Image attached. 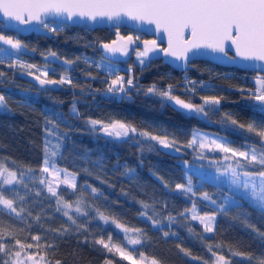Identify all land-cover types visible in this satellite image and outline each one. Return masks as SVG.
Masks as SVG:
<instances>
[{"label":"trees","instance_id":"obj_1","mask_svg":"<svg viewBox=\"0 0 264 264\" xmlns=\"http://www.w3.org/2000/svg\"><path fill=\"white\" fill-rule=\"evenodd\" d=\"M121 27V31L126 33L124 26ZM17 35L29 47L36 49L24 56L27 60L42 63L40 51H52L59 58L75 63L64 65L58 62L64 71L72 72V84L48 87L47 91L20 75L21 71L28 69L0 65V72L5 74L0 77V92L5 94L8 104L7 110H0V160L6 159L14 170L32 169L35 173L32 180L26 181L28 189L18 186L19 194L25 196V202L18 201V206L26 210V216L27 212L32 213V216L27 217L32 225L31 229L27 222L17 220L14 214L9 215L8 210L2 206L0 223L17 230L21 239L29 234H38L42 237V244H54L55 249L47 253L50 262L60 260L63 264H105V260H111L112 264H128L117 254L108 253L101 245L94 243L95 239L101 237L107 240L111 234L113 243L125 244L126 241L122 239L124 233L117 231L113 225L104 226L90 216L78 220L79 223L87 225L86 234L62 237L55 231L71 227V222L61 212H56L55 198L39 184L47 135L50 144L49 160L78 176L76 192L60 186V195L70 201L82 196L88 204L115 217L125 226L142 229L146 233L144 243L129 248L135 255L143 253L148 261L155 258L161 264H204L213 258L208 251V245H212L213 251L224 255L231 264H255V258L264 255V242L253 231L254 226L264 232V217L247 204L234 209L228 215H217L214 231L211 233L204 232L203 225L191 220L188 215L180 216V213L192 209L193 204L197 212L211 213L213 206L203 201L199 193L207 191L220 203L230 194L226 183L204 180L203 187L197 185L196 196L178 194L175 190L177 183L185 182L186 167L180 160L191 159V152L185 145L196 128L224 135L233 146L256 147L260 150L259 138L253 135L251 139L256 143H247L242 135L225 129L220 123L223 113H232L242 122L251 117L264 119V116L252 110L251 102L237 90L249 87V76L253 71L222 66L208 60H194V65H189L184 71L171 67L161 59L151 60L150 66L142 67L134 57L135 51L131 50L126 59L119 62L118 70L127 77V70L131 67V75L139 84L140 91L133 90L130 100H121L119 95L105 93L106 84L103 81L108 74L96 66L89 67L81 57V53L85 52L95 59L103 58L99 46L113 37L109 28L68 26L58 36L34 32ZM142 35L146 36L143 33ZM186 77L197 82L201 79L210 81L205 84H211V89L201 90L197 84V94L192 99L200 103L201 95L223 96L219 114L210 113L207 118H190L170 102L145 94L146 89L152 85H156L158 89H166L171 84L174 86V94L187 99ZM55 78L57 79L56 76ZM26 88L33 91L23 92ZM73 105L77 110L75 115L71 112ZM93 119L104 124L120 120L154 135L167 134L170 138L174 136L182 154L171 155L164 152L155 141L144 140L138 146L130 138L121 141L108 137L99 130L100 125L93 129L89 123ZM46 127L54 131L48 133L45 131ZM53 152L55 155H52ZM129 170H134L131 178L127 174ZM83 182L99 189V197L95 198L88 189L83 188ZM37 191L41 193L39 196L36 195ZM5 195L13 198L16 193L6 191ZM143 204L149 205L146 209L148 215L160 220L164 226L162 231L152 228L150 221L141 216V212L145 211ZM154 210L158 212V216L154 215ZM37 215H40V221H36ZM169 215L175 218L170 228L166 226L170 223L167 219ZM189 228L192 229L191 232ZM19 229L24 231L19 232ZM163 231H175L179 239L165 240ZM177 244L188 249L191 256L180 252ZM234 252L251 255L254 259L249 262L246 256H234ZM192 257L197 259L193 260Z\"/></svg>","mask_w":264,"mask_h":264},{"label":"snow or ice","instance_id":"obj_2","mask_svg":"<svg viewBox=\"0 0 264 264\" xmlns=\"http://www.w3.org/2000/svg\"><path fill=\"white\" fill-rule=\"evenodd\" d=\"M0 65L6 64L9 68L19 67L20 69H34L36 65L27 63L23 57L30 51L35 52V48L29 49L28 44L18 38V35L6 32L4 28L14 29L15 32L21 30L45 31L58 36L69 25L87 22L95 25L97 23L107 22L116 28V39L110 43H101L100 47L103 52L121 56H128L130 50L135 51L137 62L142 67H148L151 63V55L162 54L165 58H172L181 63L185 69L189 65H194V58L214 55L223 58L225 61L239 63L240 61L264 62V0H0ZM125 21H130L136 25L153 26L151 29L157 36L164 33L167 37V47L158 44L157 39H141L139 35L133 36L121 35L120 27ZM143 45L141 50L139 44ZM230 51L233 53L230 55ZM48 56L58 59L55 52H50ZM48 59V57H45ZM79 59V58H78ZM103 60H108L105 56ZM84 62L92 67L93 61L87 57ZM65 65H72L75 61L65 59ZM97 68H102L110 77L105 80V93L113 96L119 95L121 100L131 99L132 92L140 91L139 84L135 81L130 67L127 71L129 75L125 77L119 74V70L115 68L112 61H108L107 65L103 63L95 64ZM247 67V65H245ZM260 70L264 71V65H259ZM37 71H41L37 69ZM49 71L45 69L41 71V75L34 76L39 81V85L46 91L48 86H58L64 84H72V80L68 76H61L59 79H50ZM0 72V77L4 76ZM28 75H34L31 71ZM90 75V73H89ZM43 77V78H41ZM185 91L188 98H181L180 95L173 93V85L169 84L166 89H158L156 85H152L146 89V95L158 96L162 101L170 102L175 108H178L182 114L188 117H204L207 118L210 113L219 114L220 105L223 96L219 95H201L200 103L194 102L193 96L197 94V84L201 90L211 89V84H205L203 81L188 80L187 77ZM231 87V86H230ZM248 101L251 102L252 110L261 116H264V76L255 78V86L252 89H237ZM8 104L6 96L0 92V110H7ZM71 112L76 114L77 110L73 105ZM57 116L56 113H52ZM62 118V116L60 117ZM89 123L95 130L100 125V131L106 136L113 137L116 140L126 141L133 139L139 146L147 141H156L165 149H175L180 152L181 148L177 147L176 138L165 135H154L147 130H138L136 126L120 120H113L104 124L98 120H90ZM220 123L225 129L242 135L247 143H256L251 137L254 135L259 138L258 143L260 150L256 147H249L247 150L241 151L230 147L231 141L226 136H210L208 134L194 133L192 139L187 142L185 147L193 148L194 146L200 150L199 158L204 159L209 153H222L219 160L212 159L210 163L216 164L217 169L215 179L225 177L228 181L230 195L220 203L207 192H200L203 201L209 202L213 206L211 213L199 215L193 204L191 209V220L199 221L203 225L206 233L214 231V225L217 221V215H228L234 209L243 207L247 204L253 211L259 212L264 217V119L257 120L255 117L249 118L248 121L242 122L232 113H223ZM50 133L54 129L45 128ZM67 139V135L64 134ZM50 144L48 136H45V158L40 172L47 174L39 180V184L46 187L47 193L51 197H55L56 212H62L71 227H65L55 230L62 237L70 234H86L88 227L79 223V218L92 217L98 221H102L104 226L114 225L116 229H120L124 236L122 239L125 244H117L112 242V235L109 234L107 241L102 237L95 239L94 243L101 245L108 253L117 254L120 259L127 261L128 264H145L147 257L143 253L139 254V258L133 255V250L128 246H138L144 243L146 233L140 228H128L120 223L115 217L106 215L98 207H94L86 202L81 196L72 202L65 200L58 189L61 185L72 189L73 193L77 190L76 174L68 172L66 169H57L48 158V149ZM55 155V152L52 153ZM187 164V161H185ZM129 178L134 175L133 170L127 173ZM35 173L32 169L13 170L4 165H0V206L8 210L9 215L21 221L27 222L29 229L32 225L27 221L28 216H32L31 212L25 215V209L18 206L19 203L25 202V196L20 195L18 186L28 189L26 181L32 180ZM50 177V178H49ZM186 183H177L175 190L178 194L191 196L198 195L197 186L194 185L190 176L186 177ZM90 187V186H89ZM167 188V185H164ZM199 187H203V181ZM15 192L13 198H8L5 192ZM91 193L95 198L99 197L98 190L91 187ZM40 191L36 192L39 196ZM241 202H244L243 204ZM149 205L143 204L145 211L141 212L142 217H146L150 221V226L157 231H162L163 227L160 220L148 215L146 209ZM187 211L180 213V216L186 217ZM73 213L75 215H73ZM36 221H40V215L35 217ZM170 222L167 227H171L174 217H167ZM192 231L191 228L188 229ZM24 229H19L23 232ZM107 231V227L105 228ZM253 231L264 242V232L259 229ZM132 233V237L128 234ZM165 240L168 238L179 239L175 231H163ZM41 235H27L23 239L20 238L18 231L12 227H5L0 223V264H51L47 258V253L55 249V245L51 243H41ZM85 243H87V235H85ZM176 247L185 256H191V252L177 244ZM208 251L215 257V264H231L224 255H218L213 251V246L208 245ZM218 247V246H217ZM234 256H246L251 262L254 257L251 255L234 252ZM193 260L197 259L192 257ZM54 264H63L62 261L56 260ZM105 264H112L111 260H105ZM150 264H161L155 258L151 259ZM204 264H208L205 261ZM255 264H264V255L255 258Z\"/></svg>","mask_w":264,"mask_h":264},{"label":"rangeland","instance_id":"obj_3","mask_svg":"<svg viewBox=\"0 0 264 264\" xmlns=\"http://www.w3.org/2000/svg\"><path fill=\"white\" fill-rule=\"evenodd\" d=\"M0 27H2V26H0ZM6 32H10L9 30H7V29H4ZM10 33H12V34H15V35H17V33H13V32H10ZM18 38H19V36H18ZM20 39V38H19ZM32 47H29V49H31ZM50 52H52V51H48V52H46V51H40V55H41V57L43 58V61H42V63L43 64H45V65H48V66H52V67H56V68H60V69H62V70H64V68H62L61 66H60V64L58 63V62H61V64L63 63V59H61V58H59L58 56V59H55L54 60V58H52V57H50V56H48V54L50 53ZM45 57H48V59H45ZM90 57H92V56H90ZM90 57H88V59L90 60ZM134 57H135V59H137V57H136V55H135V53H134ZM1 58H3V57H1ZM23 58H25V57H23ZM95 59V58H94ZM96 61H98V63H103L104 65H107L108 64V61H112V60H103L102 58H97L96 57V59H95ZM57 61V62H56ZM113 62V64H114V66H115V68L116 69H118V67H119V63L118 62H115V61H112ZM64 64V63H63ZM65 65V64H64ZM98 69H102V68H98ZM103 70V69H102ZM104 71V70H103ZM105 72V71H104ZM106 73V72H105ZM33 90H31L30 88H26V89H23V92H25V93H31ZM194 133H201V134H208V135H210V136H224V135H221V134H218V133H215V132H212V131H209V130H203V129H194L192 132H191V138L189 139V140H191L192 139V135L194 134ZM227 139H228V137H227ZM156 142V141H155ZM157 143V142H156ZM158 144V143H157ZM159 145V144H158ZM230 147H233V148H236V149H238V150H241V151H244V150H247V148H243V147H240V146H233V145H229ZM187 148V147H186ZM187 149H189L190 150V152H191V159H181L180 161L185 165V167H186V171L184 172V175H185V178L186 177H188V176H190L191 178H192V180H193V183H194V185H200V182L201 181H204V180H212V181H215V182H217V183H220V182H222V183H226V185H227V187H228V181H227V179L225 178V177H220L218 180L217 179H215V173H216V169H217V165L216 164H212V163H210V161L212 160V159H216V160H219L220 159V157H222V153H209V154H207L206 155V157L204 158V159H200L199 158V153L201 152V151H203V150H200V149H198V148H196L195 146L193 147V148H187ZM44 161V160H43ZM185 161H187V164H185ZM50 162L52 163V164H54L55 165V167L57 168V169H66L68 172H70V173H73V174H76L75 172H73V171H70V170H68L67 168H65V167H63V166H61V165H58V164H56L55 162H52L51 160H50ZM0 165H4V166H6V167H8V168H10V166L8 165V163H7V161H6V159H1L0 160ZM43 166V163H42V165H41V167ZM10 169H12V168H10ZM14 170V169H13ZM24 171H27V170H24ZM134 171V170H133ZM129 172V171H128ZM47 174H43V173H41V177H40V179L41 178H43V177H45ZM76 176H77V174H76ZM50 178V177H49ZM76 183L78 184V176H77V180H76ZM184 183H186V179H185V182ZM61 186H65V185H61ZM81 186L83 187V188H86V189H88L90 192H91V187H93L92 185H90L89 183H87V182H83V183H81ZM90 186V187H89ZM66 187V186H65ZM46 188V187H45ZM68 189V188H67ZM97 189V188H96ZM59 190V189H58ZM69 190H72V189H69ZM98 190V194L100 193V190L99 189H97ZM230 194H228L226 197H228ZM55 198V197H54ZM56 199V198H55ZM65 200H67V199H65ZM72 202H75V200H73ZM154 212V215H156V216H158L159 214H158V212L157 211H153ZM62 213V212H61ZM199 215H204L205 213H199V212H197ZM63 214V213H62ZM187 215L189 216V217H191V209H189L188 211H187ZM102 224H103V222L102 221H100ZM199 222V221H198ZM114 226V225H113ZM115 227V226H114ZM129 228V227H128ZM117 231H119V232H121V233H123L120 229H116ZM132 233H129L128 234V236L129 237H132ZM107 241V240H106ZM129 248H134V246H129ZM133 255L134 256H136L137 258H139V256L138 255H135L134 253H133ZM151 260V259H150ZM150 260L148 261V260H146L145 261V263H148V264H150ZM51 264H54V262H51ZM208 264H215V257H213L212 259H211V261H209L208 262Z\"/></svg>","mask_w":264,"mask_h":264},{"label":"water","instance_id":"obj_4","mask_svg":"<svg viewBox=\"0 0 264 264\" xmlns=\"http://www.w3.org/2000/svg\"><path fill=\"white\" fill-rule=\"evenodd\" d=\"M0 20H2V18H0ZM0 25L3 27L2 23H0ZM69 26H79V27H85V28H88V29L101 28V27H106V28L113 29V30L116 29L115 27L109 25L107 22L97 23L95 25L88 24L87 22H81L80 24L69 25ZM122 26H124L125 28H128V29H134V30L142 32V33H144L146 35L152 36L151 38H147V39H157L158 44H160L162 47H167V37H166V35L164 33H160V35L157 36L155 34V32L151 30L153 28V26L136 25V24H134V23H132L130 21H125ZM4 29L11 30V31L15 32L14 29H10V28H4ZM31 32L44 34V35H48V36H52L53 35L51 33H48V32H45V31H37L35 29L27 30V31L21 30L18 33L17 32L16 33L20 34V35H26V34H29ZM121 35H123V34H121ZM116 38L117 37L115 36V38H113L112 40H115ZM112 40H110L107 43H110ZM138 44H139V42H138ZM139 47L141 49H143V45L142 44H139ZM100 49H101V47H100ZM101 54H102L103 57L107 56L108 59L112 60V61H123L127 57V56H121L120 54H116V55L113 56L111 54L103 52L102 49H101ZM229 54L232 55L233 53L230 51ZM150 55L152 57L151 59L161 58L162 62L169 64L171 67H173V68H175V69H177L179 71H184V70H186L189 67L188 66L185 69L184 67L181 66V63L179 61H176V60H174L172 58H165V57L162 56V54H159V53L155 54V55H152V54H150ZM197 59L208 60V61H211V62H213L215 64H219V65L227 66V67L234 66V67H237V68H240V69H243V70L258 71V72H262L264 74V71H261L260 67H259V65H264V62H254L256 65H258L257 67L254 68L252 66L253 62L240 61L239 63H232L230 61L223 60V58H218V57H216L214 55H208V56H202V57L194 58V60H197ZM245 65H247V67H245ZM28 72H29L28 70H23V71H21L20 75L23 78H25L26 80H28L31 83H33L34 85L40 86L39 85V81L34 79V76H38V74H35V73L32 72L34 75H28ZM41 78H43V77H41ZM59 86L60 85H58V86H48V87L56 88V87H59ZM160 148L164 152H167V153H169L171 155H181L182 154V151L176 152L175 149H171V148L170 149H165L161 145H160Z\"/></svg>","mask_w":264,"mask_h":264},{"label":"built area","instance_id":"obj_5","mask_svg":"<svg viewBox=\"0 0 264 264\" xmlns=\"http://www.w3.org/2000/svg\"><path fill=\"white\" fill-rule=\"evenodd\" d=\"M81 57L84 59L85 57H90L89 55H87L85 52H82L81 53ZM24 61H26L27 63H30V64H34L37 66V68H34L32 69L34 72L38 73L39 75H41V71L45 70V69H52L54 71H49V77H52V78H55V76L57 77V79H59L61 76H68L70 78L73 77V74L72 72H69V71H64V70H60V69H57L55 67H52V66H48V65H45L43 63H38L36 61H31V60H27L25 58H23ZM90 60L93 61V65L92 66H95V64H98V61H96L94 59V57H90ZM37 69H40L41 71H37ZM257 76H264L263 73L261 72H254L252 73L250 76H249V79H250V85L247 89H252L254 86H255V78ZM105 79L106 80H110L111 77L109 75L105 76ZM201 81L205 82V83H210V81L208 80H203L201 79Z\"/></svg>","mask_w":264,"mask_h":264},{"label":"flooded vegetation","instance_id":"obj_6","mask_svg":"<svg viewBox=\"0 0 264 264\" xmlns=\"http://www.w3.org/2000/svg\"><path fill=\"white\" fill-rule=\"evenodd\" d=\"M121 29H122V27H120V33L121 34H123V35H129V34H131V35H133V36H136V35H139L140 37H141V39L143 40V39H147V38H151L152 36H149V35H146V36H144V35H142V32H139V31H136V30H134V29H128V28H123L124 30H126L127 32L126 33H124L123 31H121ZM109 31L110 32H112V34H113V37L112 38H110L111 40L113 39V38H115V36H116V29L115 30H113V29H109ZM144 34V33H143ZM141 49V48H140ZM142 50V49H141ZM156 59H161V58H155V60ZM151 60H154V59H151ZM197 60H203V59H197ZM115 62H121V61H115Z\"/></svg>","mask_w":264,"mask_h":264}]
</instances>
